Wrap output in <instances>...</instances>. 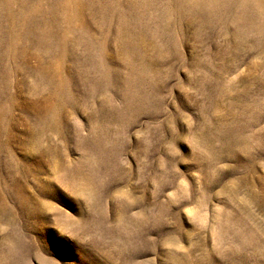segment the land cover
Masks as SVG:
<instances>
[{
  "label": "rangeland",
  "instance_id": "obj_1",
  "mask_svg": "<svg viewBox=\"0 0 264 264\" xmlns=\"http://www.w3.org/2000/svg\"><path fill=\"white\" fill-rule=\"evenodd\" d=\"M184 1L0 0V264H264V33Z\"/></svg>",
  "mask_w": 264,
  "mask_h": 264
},
{
  "label": "bare ground",
  "instance_id": "obj_2",
  "mask_svg": "<svg viewBox=\"0 0 264 264\" xmlns=\"http://www.w3.org/2000/svg\"><path fill=\"white\" fill-rule=\"evenodd\" d=\"M182 1V0H181ZM186 1V0H185ZM184 1V2H185ZM190 2L189 4V9L192 11L193 13V20H200V18H205L207 17L208 15H212L213 12L215 13L216 12V8H214V6L218 5L219 4V0H188ZM208 1H210V3L208 4ZM222 1V0H221ZM248 3L246 4L245 1H244V4L242 5V7L239 9V11H237L235 14V17H234V21L236 22L235 23V28H237L235 30V32L237 33H240L239 32V29H240V26L239 24H237L239 21V23L242 22H245V25H244V30H246L247 32H250V31H255V29L257 30L256 32L261 34V33H264V18L260 20V18H262V13L259 12V9L258 10H254L253 6L254 4L258 3L257 0H252V5L249 3V0H247ZM231 2V1H230ZM228 2V3H230ZM218 3V4H217ZM180 4V2H179ZM183 4V3H182ZM207 4V6H206ZM181 5V4H180ZM214 5V6H213ZM229 5V4H228ZM182 6V5H181ZM183 6H185L183 4ZM182 6V7H183ZM188 7V6H187ZM228 7V6H227ZM237 7V6H236ZM218 8V7H217ZM220 8V7H219ZM229 8V7H228ZM178 9V8H177ZM224 10V9H223ZM191 11H189L191 13ZM231 11V10H230ZM180 14V12H179ZM224 15V14H223ZM253 15H255L256 17L258 16L257 19H254L253 18ZM184 16V15H183ZM251 16V17H250ZM209 18V17H208ZM259 19V20H258ZM257 20V21H256ZM191 21V20H190ZM202 21V20H201ZM211 21V20H209ZM191 24V23H189ZM255 24V25H254ZM200 25V24H199ZM243 27V25H242ZM255 27V29H254ZM250 30V31H249ZM249 34V33H248ZM258 34V35H259ZM260 36V35H259ZM260 43H256L255 46L259 45ZM259 47V46H258Z\"/></svg>",
  "mask_w": 264,
  "mask_h": 264
}]
</instances>
